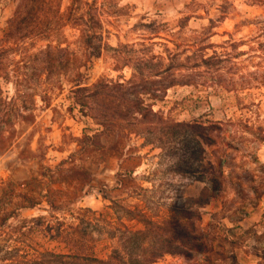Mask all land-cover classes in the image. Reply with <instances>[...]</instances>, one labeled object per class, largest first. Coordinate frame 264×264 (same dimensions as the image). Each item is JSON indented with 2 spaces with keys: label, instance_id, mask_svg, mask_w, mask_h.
Listing matches in <instances>:
<instances>
[{
  "label": "trees",
  "instance_id": "1",
  "mask_svg": "<svg viewBox=\"0 0 264 264\" xmlns=\"http://www.w3.org/2000/svg\"><path fill=\"white\" fill-rule=\"evenodd\" d=\"M121 1L70 0L63 9L61 0H19L8 20L6 35L0 41L6 44L27 39L31 43L43 41L42 47L30 54L32 62L34 59L39 62L31 66L32 70L45 76H67L73 103L80 105L82 115L95 121L98 133L119 127L122 120L131 121L132 132H158V139L174 140L183 131L188 137L185 165L204 186L198 196L186 197L168 215H157L131 204L124 217L113 221L92 209L80 206L69 209L67 204L56 203L48 197L51 218L43 215L32 218L44 233L63 241L68 248L66 253L46 252L51 257L49 261L154 264L168 254L193 260L195 252H202L205 255L200 264H241L236 250L248 248L260 259L258 264H264V247L250 245L242 236L245 231L240 225L247 213L243 198L247 196L255 206L264 194V163L256 156L264 141V125L243 117L175 121L154 111L153 104L146 103L144 98L148 95L161 100L169 88L177 85L216 87L226 92L264 87V14L235 24L234 31L239 26L252 24L254 33L237 37L235 32H226L228 38L216 43L212 39L215 28L227 18L229 4L235 9L232 2L187 0L172 23L158 18L147 20L146 15H141L126 29L127 35L135 31L137 38L118 40L117 47H113L107 40L111 28L119 30L122 18L132 15L133 5ZM249 1L264 6V0ZM215 4L218 12L210 15L209 6ZM193 17L206 18L208 22L192 28L189 21ZM67 28L74 30L72 40L66 34ZM6 46L0 51L6 50ZM109 48L113 69L136 66L140 70L132 71L128 77L120 72L115 77L102 75L90 82L85 70ZM10 73L9 66L0 61V78H8ZM1 100L0 93V103ZM249 103L239 106L247 108ZM83 139L96 143L94 134L85 135L80 141ZM247 144H251L249 151L241 147ZM247 164H253V169L246 167ZM118 182L123 183L122 179ZM216 198L221 199L222 206L211 213L212 225L217 229L212 234L203 224L202 213ZM39 203L35 200L17 208H33ZM82 210L92 216L81 215ZM94 219L106 225L123 226L125 247L109 242L106 258L97 256L94 250L99 238L91 226ZM129 220H137L141 226L133 229L127 223ZM225 220L233 226H228ZM240 228V233H234V229Z\"/></svg>",
  "mask_w": 264,
  "mask_h": 264
},
{
  "label": "rangeland",
  "instance_id": "2",
  "mask_svg": "<svg viewBox=\"0 0 264 264\" xmlns=\"http://www.w3.org/2000/svg\"><path fill=\"white\" fill-rule=\"evenodd\" d=\"M18 1L0 0V39L6 35L8 20ZM61 1L63 9L70 2ZM186 1L122 0V4L133 5L132 15L122 18L119 30L111 28L109 44L117 47L118 40H135V31L127 35L126 29L141 15H146L147 20L158 18L174 22ZM214 1L218 4L223 0ZM230 1L235 9L229 4L227 18L215 28L212 39L216 43L228 38L226 32H235L237 37L254 33L252 24L239 26L234 31L235 24L264 14V6L249 0ZM216 4L209 6L210 15L218 12ZM207 22L206 18L193 17L189 26L200 28ZM73 33L74 30L66 29L69 40L74 38ZM4 45L7 46L0 51V61L9 66L11 73L8 78H0V264H56L49 261L51 257L46 252L68 251L63 241L50 238L32 218L38 215L51 218L48 197L56 203L67 204L69 209L85 207L113 221L116 217H124L131 204L157 215H168L186 197L198 196L204 182L196 179L185 165L188 137L183 131L174 140L158 139V132L135 133L131 121L122 120L119 127L98 133L95 121L82 115L80 105L73 103L67 76H45L32 70L31 66L39 62L35 59L32 62L30 54L42 47L43 41L31 43L27 39L7 44L0 41V49ZM109 53L111 48L103 56L94 58L85 70L90 82L102 75L115 77L122 72L128 77L132 71L140 70L136 66H125L119 71L113 69ZM144 98L146 103L153 104L154 111L175 121L243 117L264 125V87L226 92L216 87L177 85L169 88L161 100L148 95ZM247 102H250L247 108L239 106ZM93 134L96 143L91 144L86 139L80 141L85 135ZM249 145L241 147L249 151L252 149ZM256 156L264 163V141ZM246 167L253 169L254 165ZM35 200L40 203L33 208H17ZM243 200L247 213L240 221L245 231L242 236L250 245L264 247V194L255 206L247 196ZM221 206V199L216 198L203 208V224L208 233H216L211 213L219 211ZM81 215L92 216L87 210H82ZM94 221L92 230L99 238L94 250L97 256L106 258L109 242L125 247L123 226ZM225 222L233 226L228 220ZM127 223L133 229L141 226L137 220ZM242 229H234V233ZM236 251L241 264L260 261L251 249ZM204 255L195 252L193 260H189L179 254H168L154 264H200Z\"/></svg>",
  "mask_w": 264,
  "mask_h": 264
},
{
  "label": "crops",
  "instance_id": "3",
  "mask_svg": "<svg viewBox=\"0 0 264 264\" xmlns=\"http://www.w3.org/2000/svg\"><path fill=\"white\" fill-rule=\"evenodd\" d=\"M210 203H211V202H210ZM208 205H209V204H208ZM208 205H207V206H208ZM214 212H215V211H214Z\"/></svg>",
  "mask_w": 264,
  "mask_h": 264
}]
</instances>
